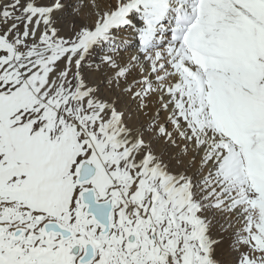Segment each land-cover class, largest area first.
Returning a JSON list of instances; mask_svg holds the SVG:
<instances>
[{
  "label": "snow or ice",
  "instance_id": "1",
  "mask_svg": "<svg viewBox=\"0 0 264 264\" xmlns=\"http://www.w3.org/2000/svg\"><path fill=\"white\" fill-rule=\"evenodd\" d=\"M0 264H264V0H0Z\"/></svg>",
  "mask_w": 264,
  "mask_h": 264
}]
</instances>
